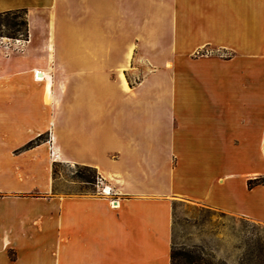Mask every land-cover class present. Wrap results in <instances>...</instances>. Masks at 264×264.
Wrapping results in <instances>:
<instances>
[{"label": "crops", "instance_id": "obj_1", "mask_svg": "<svg viewBox=\"0 0 264 264\" xmlns=\"http://www.w3.org/2000/svg\"><path fill=\"white\" fill-rule=\"evenodd\" d=\"M15 10L29 37L0 45V144L51 142L0 168V264H171L179 204L264 225V0H0ZM66 83L60 140L45 113ZM49 158L109 194L30 186Z\"/></svg>", "mask_w": 264, "mask_h": 264}, {"label": "rangeland", "instance_id": "obj_2", "mask_svg": "<svg viewBox=\"0 0 264 264\" xmlns=\"http://www.w3.org/2000/svg\"><path fill=\"white\" fill-rule=\"evenodd\" d=\"M23 42L25 41L21 39H0L1 46L15 52L20 51ZM115 68L113 66L110 70V75L113 77L116 75ZM62 80L64 79L62 78ZM57 81L56 87L65 85L63 82L57 85ZM65 91L66 95L58 105L60 108H53L45 113V123L51 122L50 127L56 132L60 140L66 138L65 132L62 130L64 122H61V119L67 118V114L63 113L67 110L68 103L67 83ZM3 117L0 115V123H4ZM7 133L0 131V137L5 139ZM4 139L0 144V168L3 173L11 170L10 168L14 170L16 166H26L27 164L32 166V161L36 160L34 155H30V159L21 163L19 156L42 143L50 144L51 133L45 132L40 138L29 142L31 143L30 146L28 143L22 147L11 148L5 146ZM52 159L49 158L48 163L43 167L44 170L43 168L39 169L35 178L29 175L28 178L31 180L28 183L30 186L41 187L43 181L44 186L47 182H51L52 194L56 196H69L86 192L97 193L99 191L96 186L97 179L100 178L98 174L95 175L94 184H86L80 181V176L83 174L92 177V175L84 172L81 166L52 162ZM16 169L18 170V168ZM17 177L19 178L20 175L16 173L14 181ZM22 177L24 179L26 175H22ZM1 181L7 185V180L3 178ZM31 196L41 197L42 195L34 193ZM173 247L194 250L198 264H264V225L210 208L179 204L174 207Z\"/></svg>", "mask_w": 264, "mask_h": 264}, {"label": "trees", "instance_id": "obj_3", "mask_svg": "<svg viewBox=\"0 0 264 264\" xmlns=\"http://www.w3.org/2000/svg\"><path fill=\"white\" fill-rule=\"evenodd\" d=\"M29 37L27 11L15 10L10 12L0 13V39H21L27 41ZM31 143L28 144L30 146ZM84 172H88L92 175H81L80 181L86 184H94L96 170L90 167H82ZM249 187H252L253 183H248ZM171 264H198V259L195 257L194 250L176 249L172 246L171 251Z\"/></svg>", "mask_w": 264, "mask_h": 264}, {"label": "bare ground", "instance_id": "obj_4", "mask_svg": "<svg viewBox=\"0 0 264 264\" xmlns=\"http://www.w3.org/2000/svg\"><path fill=\"white\" fill-rule=\"evenodd\" d=\"M129 55H130V52L127 55L128 58H129ZM36 78L39 81H45L46 82V91H47V95H49L50 91H51V88H52V78L48 74L42 73V72H38L37 75H36ZM120 78H121V81L124 84V87L126 88L125 79H124L122 73H120ZM56 140H57V138H56ZM105 194H109V189L108 188H106V193Z\"/></svg>", "mask_w": 264, "mask_h": 264}, {"label": "built area", "instance_id": "obj_5", "mask_svg": "<svg viewBox=\"0 0 264 264\" xmlns=\"http://www.w3.org/2000/svg\"><path fill=\"white\" fill-rule=\"evenodd\" d=\"M250 182H252V183H259V184L264 185V177H254V178H252V180ZM96 186H97V189H99V187L102 188V190L100 191L101 193H104V194L106 193V188L103 187V180L101 178H98L97 179V185ZM112 206L114 208L116 207V205H114V203H113Z\"/></svg>", "mask_w": 264, "mask_h": 264}]
</instances>
